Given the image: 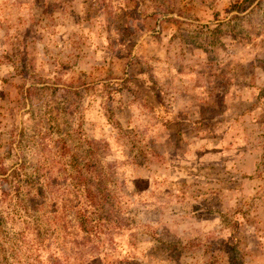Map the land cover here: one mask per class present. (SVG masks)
Masks as SVG:
<instances>
[{
	"label": "rangeland",
	"instance_id": "1",
	"mask_svg": "<svg viewBox=\"0 0 264 264\" xmlns=\"http://www.w3.org/2000/svg\"><path fill=\"white\" fill-rule=\"evenodd\" d=\"M58 122L107 144L117 264H264V0H0V162Z\"/></svg>",
	"mask_w": 264,
	"mask_h": 264
},
{
	"label": "trees",
	"instance_id": "2",
	"mask_svg": "<svg viewBox=\"0 0 264 264\" xmlns=\"http://www.w3.org/2000/svg\"><path fill=\"white\" fill-rule=\"evenodd\" d=\"M38 126V123L23 126L14 137L8 153L15 159L11 168L0 162L3 264H117L112 248L114 233L125 232L128 225L110 189L111 168L101 159L107 144L100 140L82 141L80 137L73 139L74 131L64 127L63 122H58L54 130L44 125L42 130ZM52 131L60 136L55 144L58 156L51 153L46 143ZM39 146V158L35 162L30 151L36 153ZM62 157L68 160L65 162ZM42 170L62 171L53 178L55 185L63 188L60 195L66 200L62 206L52 204L47 198L50 182L47 172ZM32 190L36 196L31 194ZM68 210L76 214V223L68 218ZM19 221L22 226H18ZM62 224L64 234L60 243L57 235ZM51 233L55 235L53 238Z\"/></svg>",
	"mask_w": 264,
	"mask_h": 264
}]
</instances>
